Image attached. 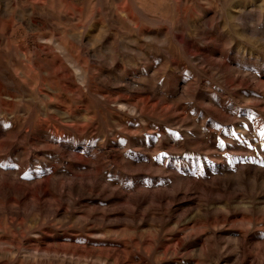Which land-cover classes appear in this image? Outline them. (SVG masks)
<instances>
[{"label":"rangeland","instance_id":"374dc122","mask_svg":"<svg viewBox=\"0 0 264 264\" xmlns=\"http://www.w3.org/2000/svg\"><path fill=\"white\" fill-rule=\"evenodd\" d=\"M0 264H264V0H0Z\"/></svg>","mask_w":264,"mask_h":264},{"label":"bare ground","instance_id":"6f19581e","mask_svg":"<svg viewBox=\"0 0 264 264\" xmlns=\"http://www.w3.org/2000/svg\"><path fill=\"white\" fill-rule=\"evenodd\" d=\"M15 81V80H14ZM34 101V100H33Z\"/></svg>","mask_w":264,"mask_h":264}]
</instances>
